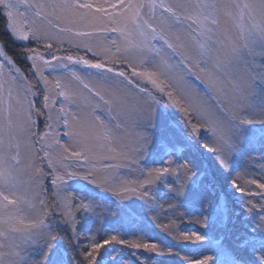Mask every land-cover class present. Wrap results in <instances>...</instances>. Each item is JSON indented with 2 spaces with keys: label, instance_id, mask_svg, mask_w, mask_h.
I'll return each instance as SVG.
<instances>
[{
  "label": "snow or ice",
  "instance_id": "obj_1",
  "mask_svg": "<svg viewBox=\"0 0 264 264\" xmlns=\"http://www.w3.org/2000/svg\"><path fill=\"white\" fill-rule=\"evenodd\" d=\"M0 19V264H264V0Z\"/></svg>",
  "mask_w": 264,
  "mask_h": 264
},
{
  "label": "rangeland",
  "instance_id": "obj_2",
  "mask_svg": "<svg viewBox=\"0 0 264 264\" xmlns=\"http://www.w3.org/2000/svg\"><path fill=\"white\" fill-rule=\"evenodd\" d=\"M187 154V153H186ZM192 154H195L194 152L192 153ZM101 164L103 163V162H100ZM121 172L124 174V175H127V171L126 170H121ZM132 175H137V173H133ZM129 203L131 202V201H128ZM128 223H130V224H135V226H138V227H144L145 228V231H149V235H151L152 233H151V231L146 227V226H144V225H142V224H139V222L138 221H133V220H129L128 221ZM190 223H187V222H185V223H183V224H181L180 225V227L181 228H183V227H188V225H189ZM192 225V224H191ZM193 226H195V230H201V231H205L204 229H202V228H200L199 227V225H193ZM228 227H231V223H229L228 224ZM225 232V234H226V230L224 229V228H222V227H217L216 229H214L212 232H210L209 234H211L210 236H212V237H210V239L211 238H218V237H222V234ZM225 234H223V235H225ZM225 243H226V246L227 247H229L231 244H230V242H229V240H226V238H225V241H224ZM212 245V240L211 241H206L205 242V246L206 247H209V248H211V247H213V245ZM195 246H193V248H194ZM229 249V248H228ZM209 254H212L211 252H209ZM145 255H146V253H145ZM159 259V258H158ZM155 264V263H154Z\"/></svg>",
  "mask_w": 264,
  "mask_h": 264
},
{
  "label": "trees",
  "instance_id": "obj_3",
  "mask_svg": "<svg viewBox=\"0 0 264 264\" xmlns=\"http://www.w3.org/2000/svg\"><path fill=\"white\" fill-rule=\"evenodd\" d=\"M0 41H3V42H6V45H7V51L9 52V54H14L15 52H16V49H17V45H16V43L12 40V38H11V36H10V34L8 33V32H6V31H4V21L2 20V19H0ZM21 67L24 69V71L25 72H27V68L26 67H24L23 66V64H21ZM223 228V227H222ZM229 228H231V227H229ZM223 234H225V232L223 233ZM222 234V237H225L226 236V234L225 235H223ZM210 237H212V236H210ZM222 237H218V239H221ZM213 239H215V238H211L210 240H208V241H211V240H213ZM217 238L215 239V240H218ZM226 240H229V242H230V246L229 247H227L226 246V243L224 242L225 241V239H224V241H223V243H224V247L226 248V249H228L229 251H232L233 249H234V243H233V241L231 240V239H227L226 238ZM64 243H66V242H64ZM212 246V245H211ZM191 247H193V246H191ZM212 248V247H211ZM155 263V261L153 262V264Z\"/></svg>",
  "mask_w": 264,
  "mask_h": 264
}]
</instances>
